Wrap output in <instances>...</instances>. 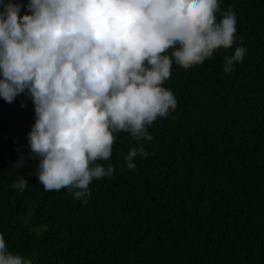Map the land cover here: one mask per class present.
Instances as JSON below:
<instances>
[{
  "label": "trees",
  "instance_id": "16d2710c",
  "mask_svg": "<svg viewBox=\"0 0 264 264\" xmlns=\"http://www.w3.org/2000/svg\"><path fill=\"white\" fill-rule=\"evenodd\" d=\"M228 9L233 47L189 70L173 63L163 87L177 107L140 142L149 155L128 169L139 145L119 133L110 160L97 162L114 174L93 180L86 202L44 190L28 157L33 102L0 99V234L10 252L32 264H264V0H221L218 21Z\"/></svg>",
  "mask_w": 264,
  "mask_h": 264
},
{
  "label": "clouds",
  "instance_id": "9594fccd",
  "mask_svg": "<svg viewBox=\"0 0 264 264\" xmlns=\"http://www.w3.org/2000/svg\"><path fill=\"white\" fill-rule=\"evenodd\" d=\"M220 2L0 0V99L23 93L33 102L28 157L45 191L67 189L86 202L93 180L113 176L111 164L97 162L110 160L121 132L139 145L125 157L128 169L149 155L140 142L177 107L163 87L173 63L189 70L236 42V15L228 9L218 21ZM245 55L237 47L225 73ZM26 163L21 156L14 166ZM0 264L32 261L10 252L0 234Z\"/></svg>",
  "mask_w": 264,
  "mask_h": 264
}]
</instances>
